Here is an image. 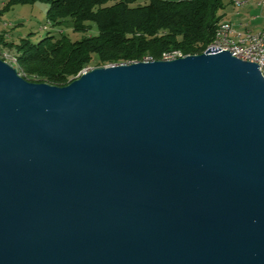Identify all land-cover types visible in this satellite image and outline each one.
Masks as SVG:
<instances>
[{
  "label": "water",
  "instance_id": "1",
  "mask_svg": "<svg viewBox=\"0 0 264 264\" xmlns=\"http://www.w3.org/2000/svg\"><path fill=\"white\" fill-rule=\"evenodd\" d=\"M0 264H264V76L229 51L59 87L0 59Z\"/></svg>",
  "mask_w": 264,
  "mask_h": 264
},
{
  "label": "trees",
  "instance_id": "2",
  "mask_svg": "<svg viewBox=\"0 0 264 264\" xmlns=\"http://www.w3.org/2000/svg\"><path fill=\"white\" fill-rule=\"evenodd\" d=\"M38 2L49 5L48 21L54 26L71 24L74 32L85 34L97 28L96 34L80 40L49 32L36 43L29 39L13 43L0 34V44L15 50L18 72L25 80L59 87L70 84L93 64L164 60L173 53L203 54L224 21L219 14L224 0H151L135 7L126 0H9L5 10Z\"/></svg>",
  "mask_w": 264,
  "mask_h": 264
},
{
  "label": "rangeland",
  "instance_id": "3",
  "mask_svg": "<svg viewBox=\"0 0 264 264\" xmlns=\"http://www.w3.org/2000/svg\"><path fill=\"white\" fill-rule=\"evenodd\" d=\"M8 1L9 0H0V34L4 33L9 42L19 43L21 39H29L36 43L46 37L49 32H63L72 40H80L86 35H94L97 33V28L95 26L88 34L74 32L71 24L54 26L48 21L47 12L49 5L47 3L38 2L29 5H15L5 10ZM126 1H128L131 6L135 7L147 5L151 0ZM258 1L260 0H224V8L219 14L224 20L228 22L230 21L236 29L240 31H255L257 29H262L264 27V7L261 5V7H258ZM241 3L247 4L242 5ZM255 17L259 18L256 22L253 21ZM262 31L264 30L259 32ZM13 53H15L14 49L4 47L0 44V59H5L4 61L13 66L15 65L14 67L18 69L16 64L10 62V60H7L4 56L5 54L13 56ZM106 66H109V64ZM98 67L99 66L93 64L88 68H85L83 71Z\"/></svg>",
  "mask_w": 264,
  "mask_h": 264
},
{
  "label": "bare ground",
  "instance_id": "4",
  "mask_svg": "<svg viewBox=\"0 0 264 264\" xmlns=\"http://www.w3.org/2000/svg\"><path fill=\"white\" fill-rule=\"evenodd\" d=\"M225 30L227 31L226 33ZM264 40V31L254 33V32H244V33H237L235 32L234 26L230 22L223 21L217 30L215 41L209 47L207 51L214 52L220 47H225L226 49L232 50H245V51H253L254 50V43L255 41H262ZM7 60L16 64L17 61L14 55H4ZM235 57L239 58L238 55H234ZM178 58H183L180 53H173L169 55H165L164 60H174ZM2 59V58H1ZM5 60V59H4ZM146 62H151L147 60ZM15 66V65H14ZM20 74V73H19ZM21 75V74H20Z\"/></svg>",
  "mask_w": 264,
  "mask_h": 264
},
{
  "label": "built area",
  "instance_id": "5",
  "mask_svg": "<svg viewBox=\"0 0 264 264\" xmlns=\"http://www.w3.org/2000/svg\"><path fill=\"white\" fill-rule=\"evenodd\" d=\"M227 31L225 30L224 33ZM235 32L237 33H244L247 31H240L235 28ZM254 43V50L253 51H245V50H232V49H226L225 47H220V49L215 50L214 52H221V51H229L233 55H238L239 59H242L243 61H248L252 63H256L259 65L260 70L264 76V40L262 41H255Z\"/></svg>",
  "mask_w": 264,
  "mask_h": 264
},
{
  "label": "crops",
  "instance_id": "6",
  "mask_svg": "<svg viewBox=\"0 0 264 264\" xmlns=\"http://www.w3.org/2000/svg\"><path fill=\"white\" fill-rule=\"evenodd\" d=\"M241 4L243 5L244 3H241ZM245 4H247V3H245ZM245 4H244V5H245ZM237 5H238V4H237ZM260 5H261L262 7H264V0H263V1H261V0L258 1L257 6H258V7H261ZM223 20H224V19H223ZM258 20H259V18H257V17H255V18L253 19L254 22H256V21H258ZM224 21H225V22H228V21H226V20H224ZM229 22H230V21H229ZM230 23H231V22H230ZM231 24H232V23H231ZM232 25H233V24H232ZM233 26H234V25H233ZM234 28H236V27L234 26ZM261 30H264V27H263L262 29H257V30H255V31H251V30H248V31H251V32L257 33V32H259V31H261Z\"/></svg>",
  "mask_w": 264,
  "mask_h": 264
}]
</instances>
